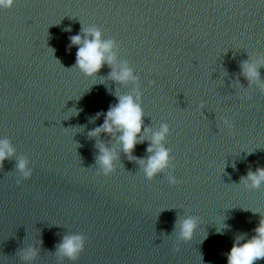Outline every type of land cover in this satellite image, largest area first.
Returning <instances> with one entry per match:
<instances>
[{
    "label": "water",
    "instance_id": "1",
    "mask_svg": "<svg viewBox=\"0 0 264 264\" xmlns=\"http://www.w3.org/2000/svg\"><path fill=\"white\" fill-rule=\"evenodd\" d=\"M89 30L113 57L91 75L76 64ZM124 96L142 110L130 153L115 126L95 132ZM164 127L167 162L149 177ZM4 140L0 264H153L186 240L184 220L193 235L258 187L264 0H16L0 9ZM77 236L73 258L61 245Z\"/></svg>",
    "mask_w": 264,
    "mask_h": 264
},
{
    "label": "clouds",
    "instance_id": "2",
    "mask_svg": "<svg viewBox=\"0 0 264 264\" xmlns=\"http://www.w3.org/2000/svg\"><path fill=\"white\" fill-rule=\"evenodd\" d=\"M15 3L16 0H0V9L11 8ZM89 31H91L93 39L84 40L82 46L78 48L76 64L86 74L91 75L99 70L102 62L105 60L111 63L113 57L111 55H104V53L112 47V42L108 41L102 43L100 41L99 32L95 30ZM71 40L73 44H81V37L79 35L73 36ZM245 69L250 78H255L258 75L253 66L245 64ZM113 75L116 79L123 81L128 79L131 73L125 69L121 74L116 75L113 73ZM141 120L142 110L139 105L135 104L130 96L120 97L118 104L113 106L106 113V119L102 128H97L95 132H100L101 130L112 132L113 126H115V128L122 133L119 139L123 144L124 151L130 153L138 142L137 133L141 131ZM166 131L167 128L164 127L161 132L156 133L153 137V144L156 145V148L154 155L149 158L145 169L149 177L166 165V150L159 146L163 139V134ZM94 134L95 133H93V135ZM12 151L7 140L0 141V162L7 158ZM148 151L153 152L154 149L149 147ZM101 152L103 155H101L99 159L101 163L106 166L105 171L107 172L111 167L110 160L112 158V153L104 148H101ZM18 167L24 170L25 162L20 161ZM24 175L28 176L29 172L25 171ZM248 179L251 180L253 186H259L260 182L264 181V169H258L255 174L250 172L248 174ZM194 227L195 221L192 218L184 220L181 224V237L183 239H190ZM255 232V236L251 239L244 240L243 243H240V241L244 239L243 236L237 237L227 255V264H255L257 260L264 259V219L260 221ZM82 246L83 238L77 236L66 238L61 248L68 256L74 258L76 252L80 250Z\"/></svg>",
    "mask_w": 264,
    "mask_h": 264
}]
</instances>
